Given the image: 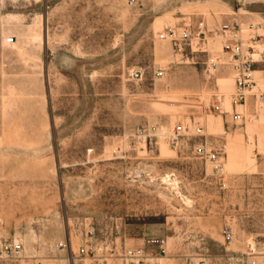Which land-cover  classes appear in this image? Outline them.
Here are the masks:
<instances>
[{"label": "rangeland", "instance_id": "1", "mask_svg": "<svg viewBox=\"0 0 264 264\" xmlns=\"http://www.w3.org/2000/svg\"><path fill=\"white\" fill-rule=\"evenodd\" d=\"M233 19L257 54L245 106L232 103L220 42L181 58L158 40L185 22L211 32ZM159 69L164 78L155 79ZM131 71L144 80L128 81ZM260 93V0H0L3 240L20 241L39 264H53L54 245L69 235L76 243L91 222L98 242L116 234L132 246L167 239L174 258L264 264ZM216 99L223 115L213 109ZM234 112L242 122L232 121ZM195 123L203 137L195 136ZM178 125L190 133L177 149L164 139L145 148L130 138L141 127L171 132ZM202 142L225 146L222 178L196 157ZM228 227L232 244L223 238Z\"/></svg>", "mask_w": 264, "mask_h": 264}, {"label": "built area", "instance_id": "2", "mask_svg": "<svg viewBox=\"0 0 264 264\" xmlns=\"http://www.w3.org/2000/svg\"><path fill=\"white\" fill-rule=\"evenodd\" d=\"M239 5H245L250 0H235ZM264 8V0H260ZM243 26L237 19L221 25L211 32H207L204 23H199L195 30L190 23H182L179 26L168 27L158 35V40L171 45L175 56L188 57V54H204L208 52L209 41L216 40L221 43L222 65L230 68L231 78L234 83V94L232 103L234 106H245L250 94L255 87L254 64L257 63L256 51L252 48L249 40L243 35ZM11 40L9 43H12ZM162 69L154 73L155 79L164 78ZM128 81L139 83L144 80L139 71H131L127 74ZM264 105V93L255 97ZM215 112L223 115L221 101L216 99L213 106ZM234 123L243 121V115L234 112L232 115ZM194 133L197 137H203V129L199 124H194ZM190 129L178 125L171 132H165L158 126L141 127L136 129L130 138L137 145L148 146L164 139L174 148H178L183 138L188 137ZM225 146L221 143L210 144L202 142L195 146L194 153L199 160L212 169L214 176H224V164L226 159ZM224 241L232 244L234 232L228 227L223 231ZM148 247H158L157 253H148L143 244L129 245L127 240L116 234L107 242L97 241V232L91 222H85L83 233L77 236L74 243L71 235L64 241L57 242L54 249L57 255L52 259L53 264H207L204 259L186 256L174 258L170 252L167 239L146 242ZM250 251L253 246L250 245ZM36 259L39 264L42 258H31L26 254L24 245L20 241L8 242L3 240L0 233V264L19 263L31 264ZM247 264H258L251 258Z\"/></svg>", "mask_w": 264, "mask_h": 264}, {"label": "bare ground", "instance_id": "3", "mask_svg": "<svg viewBox=\"0 0 264 264\" xmlns=\"http://www.w3.org/2000/svg\"><path fill=\"white\" fill-rule=\"evenodd\" d=\"M244 14H247V13L245 12ZM233 84H234V83H233ZM233 87H234V85H233Z\"/></svg>", "mask_w": 264, "mask_h": 264}, {"label": "trees", "instance_id": "4", "mask_svg": "<svg viewBox=\"0 0 264 264\" xmlns=\"http://www.w3.org/2000/svg\"><path fill=\"white\" fill-rule=\"evenodd\" d=\"M148 252V251H147Z\"/></svg>", "mask_w": 264, "mask_h": 264}]
</instances>
